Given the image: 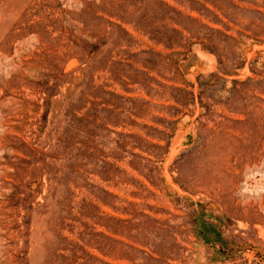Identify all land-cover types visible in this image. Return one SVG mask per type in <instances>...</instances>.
Returning a JSON list of instances; mask_svg holds the SVG:
<instances>
[{"label": "rangeland", "instance_id": "obj_1", "mask_svg": "<svg viewBox=\"0 0 264 264\" xmlns=\"http://www.w3.org/2000/svg\"><path fill=\"white\" fill-rule=\"evenodd\" d=\"M0 264H264V0H0Z\"/></svg>", "mask_w": 264, "mask_h": 264}, {"label": "crops", "instance_id": "obj_2", "mask_svg": "<svg viewBox=\"0 0 264 264\" xmlns=\"http://www.w3.org/2000/svg\"><path fill=\"white\" fill-rule=\"evenodd\" d=\"M205 214H204V212H202V211H200L199 212V214H198V217H197V226L198 227H200L199 229H201V227H202V225H207V226H209V225H211V224H209L208 222H207V220H204V222H203V224H202V217L204 216ZM214 228H215V226H213ZM203 234L201 233V236H202Z\"/></svg>", "mask_w": 264, "mask_h": 264}]
</instances>
